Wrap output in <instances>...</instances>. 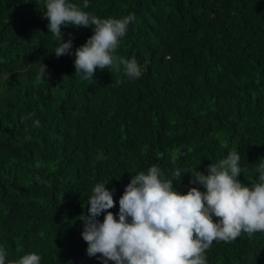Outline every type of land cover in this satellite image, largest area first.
<instances>
[{"label": "trees", "instance_id": "trees-1", "mask_svg": "<svg viewBox=\"0 0 264 264\" xmlns=\"http://www.w3.org/2000/svg\"><path fill=\"white\" fill-rule=\"evenodd\" d=\"M78 6L83 0H70ZM46 0H0V246L7 262L35 252L41 264H102L82 238L97 183L119 199L132 176L207 174L235 150L238 179L258 182L264 162V0H89L99 18L135 15L117 55L138 79L97 68L76 76L74 52L93 27L62 26L71 52L44 18ZM47 65L46 77L39 75ZM34 114V115H33ZM39 120L41 127L33 126ZM173 159L175 164H173ZM184 173L174 187L193 186ZM45 181L46 183H41ZM101 214L98 219L102 222ZM207 264H264V232L206 250ZM111 264V262H110Z\"/></svg>", "mask_w": 264, "mask_h": 264}, {"label": "clouds", "instance_id": "clouds-1", "mask_svg": "<svg viewBox=\"0 0 264 264\" xmlns=\"http://www.w3.org/2000/svg\"><path fill=\"white\" fill-rule=\"evenodd\" d=\"M89 6V0H83L82 7L70 0H46L43 13L48 30L60 41L56 57L73 54V41L63 40L62 26L93 27V35L74 52L75 75L89 80L97 68H107L122 71L128 79L141 77L135 58L117 55L135 15L99 18L83 10ZM39 75H48L47 65L43 64ZM33 126L41 127L40 121L34 120ZM239 161L240 155L233 150L217 164L211 163L207 174L197 167L183 173L175 168L170 177L152 165L147 173L132 176L125 187L118 219L110 211L116 206L113 192L97 183L81 219L87 254L99 255L102 264H207L205 253L214 241L231 243L242 234L251 237L264 232V162L256 168L258 182L249 186L238 179L243 171ZM184 173L191 174L192 185L205 190L196 186L186 194L176 190L173 182H180ZM104 213L101 222L98 217ZM6 261V250L0 246V264ZM7 264H41V257L30 252Z\"/></svg>", "mask_w": 264, "mask_h": 264}]
</instances>
